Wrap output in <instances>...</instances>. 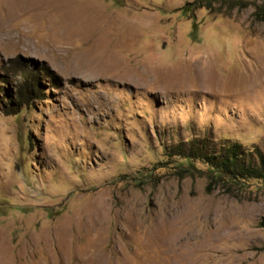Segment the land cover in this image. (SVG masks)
Listing matches in <instances>:
<instances>
[{
  "label": "rangeland",
  "instance_id": "1",
  "mask_svg": "<svg viewBox=\"0 0 264 264\" xmlns=\"http://www.w3.org/2000/svg\"><path fill=\"white\" fill-rule=\"evenodd\" d=\"M201 140L264 159V0H0V264H264V182L175 175Z\"/></svg>",
  "mask_w": 264,
  "mask_h": 264
},
{
  "label": "trees",
  "instance_id": "2",
  "mask_svg": "<svg viewBox=\"0 0 264 264\" xmlns=\"http://www.w3.org/2000/svg\"><path fill=\"white\" fill-rule=\"evenodd\" d=\"M194 6V3L188 4L185 13L191 12ZM20 76L23 79L16 85L14 92L7 96L8 106L4 108L6 115H16L22 108L30 107L44 96L41 76L30 74L29 70H25ZM211 144V141L201 140L173 148L172 155L184 160L173 168L175 175L180 179L192 177L196 173L204 175L208 180V189L219 187L228 195L251 191V181L264 182V159L256 162L250 158L246 161L242 145L236 142L219 146ZM186 146L188 150L184 149ZM196 163L203 165L205 169L198 168Z\"/></svg>",
  "mask_w": 264,
  "mask_h": 264
}]
</instances>
